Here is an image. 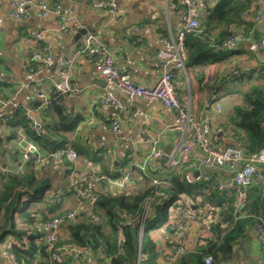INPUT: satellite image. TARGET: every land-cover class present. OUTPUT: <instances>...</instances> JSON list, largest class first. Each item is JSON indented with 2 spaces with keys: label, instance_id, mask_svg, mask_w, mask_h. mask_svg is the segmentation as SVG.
I'll return each mask as SVG.
<instances>
[{
  "label": "crops",
  "instance_id": "1",
  "mask_svg": "<svg viewBox=\"0 0 264 264\" xmlns=\"http://www.w3.org/2000/svg\"><path fill=\"white\" fill-rule=\"evenodd\" d=\"M45 1L59 4L61 13L42 17L37 9H31L27 18L15 20L10 15L6 0H0V75L7 82V86L0 92V170L7 167L21 170V147L16 144V140L10 139L13 130L4 122L9 107L2 108V101L14 97L19 107L32 105L28 114L32 124L39 130L42 124H47L49 120L44 116L46 106L34 105L40 103L37 92H49L54 87L59 79L57 68L62 58L80 48L75 40L77 32L59 30L66 20H69L70 28L100 32L110 45L119 70L129 73L142 86H153L163 72L155 60L162 47L160 38L177 33L178 10L182 5L181 0H112L110 4H101V0ZM217 1L199 0L200 8H211ZM258 5L262 18L259 21L254 18L257 35L239 38L231 47L238 54L226 61L192 65L186 51L187 73L177 71L175 74L174 83L183 104L195 118L210 124L211 133L205 139L216 136L219 147L232 145L233 138L224 130V126L234 105L241 102L243 90L251 82L260 80L258 69L264 66V0H258ZM253 16H243L244 21H249ZM233 30L240 35L243 29ZM219 33L220 30L217 36ZM42 45L50 48L52 62L33 59L34 54L42 50ZM99 61L100 56L94 47L76 57L72 78L78 83L79 90L66 95L63 106L67 113L80 117L81 122L76 131L67 134V137L79 154L78 172L87 173L90 169H97L114 179H122L150 152V138H160V146L164 152L170 153L179 142L181 131L169 129L176 118L174 110L164 107L158 100L130 99L121 90L105 83L96 71ZM234 71H239L240 76H235ZM106 91L116 95L124 107L123 111L114 105L101 106L98 103L99 97ZM217 104L221 106L220 111L217 110ZM116 117L120 119V127L113 130L112 122ZM141 135L147 138L140 140ZM28 138L30 144L34 143ZM131 140L136 141L132 156ZM41 154L46 155L47 151L43 149ZM96 156L106 158L105 167L93 163ZM147 167L145 176L151 178L153 175L165 180L174 170L163 160L149 162ZM222 171L225 179H231L228 167ZM43 172L49 174L56 191L70 183V176L63 166L49 163ZM131 176L135 182L131 179L134 183H130L120 193L107 182H101L98 191L109 194L137 193L141 180L137 175ZM86 198L70 194L65 197V203L83 214L89 212L93 205L90 196ZM193 207L197 213H206L205 208H199L196 204ZM172 215L175 219H188L194 223V230L187 233L188 239L184 246L187 250L195 249L198 233L203 228V219L182 210L173 211L171 207L169 219ZM68 234L66 229L61 230L63 238H67ZM154 236L161 253L165 255H171V247L182 243L180 234L166 227V224L165 228L162 226L156 229ZM235 254L231 264H264V248L257 238L255 228L249 230L245 238L236 244ZM0 262L11 263L2 246Z\"/></svg>",
  "mask_w": 264,
  "mask_h": 264
},
{
  "label": "trees",
  "instance_id": "2",
  "mask_svg": "<svg viewBox=\"0 0 264 264\" xmlns=\"http://www.w3.org/2000/svg\"><path fill=\"white\" fill-rule=\"evenodd\" d=\"M258 8V0H218L206 9L200 32H192L185 37L184 45L190 63L206 65L226 61L238 54L236 49L231 48L217 50L204 39L214 38L215 42L222 43L235 35L233 28L243 29V37L257 35L254 16ZM248 14L254 16L244 21L243 16ZM242 24L245 26L242 27ZM218 30L220 33L217 36ZM258 71L260 80L251 82L243 90L241 102L234 105L224 126L233 138L232 145L240 146L248 153L264 148V66ZM6 86V81H0V92ZM66 95L51 92L44 112L49 121L41 125L42 130L32 124L24 107H18L12 117L5 116V124L13 130L11 141L17 138V129L23 127L38 151L30 154V158L20 166V171L12 167L0 170V261L1 246L11 238L10 252L15 255L18 264H49L53 249L39 223L75 210L66 205L65 197L78 195L77 191L72 186L54 190L49 174L43 172L46 164L50 163L63 166L68 177L71 174L68 162H57L52 157L59 149L75 147L67 134L75 132L81 122L80 117L72 116L64 109ZM34 105L38 107L40 103ZM216 145L219 146V141ZM43 149L47 151L46 155L41 154ZM94 162L106 166L105 157L96 156ZM149 177L145 176L140 181L137 193L96 191L98 196L91 210L83 214L78 211L75 219L64 223L62 228L69 234L67 238H60L61 243L85 246L90 252L78 260L65 257L61 264H203L209 254L224 264H231L236 255V244L245 238L249 230L257 226L264 228V189L260 185L248 188L239 202L236 193L219 190L214 181L190 184L175 170L164 185L152 183ZM181 196L206 209V215L212 217V237L205 243L198 241L193 250L184 247V251L176 253L171 261L161 253L154 231L167 223L170 208ZM147 200L151 202L150 213L140 233L139 221Z\"/></svg>",
  "mask_w": 264,
  "mask_h": 264
},
{
  "label": "built area",
  "instance_id": "3",
  "mask_svg": "<svg viewBox=\"0 0 264 264\" xmlns=\"http://www.w3.org/2000/svg\"><path fill=\"white\" fill-rule=\"evenodd\" d=\"M112 0H101V4H110ZM9 5L10 15L15 20H23L28 17L31 9H37L42 17L50 15H59L61 6L59 4H50L45 0H6ZM181 8L178 10L179 23L176 34L170 33L169 36H162L160 42L162 47L158 50L155 60L163 72L153 86H142L138 84L134 78L126 72H122L116 66L114 53L110 45L102 38L98 31H89L79 41L80 48L72 55L63 57L58 66L59 79L54 84V87L49 92H37V98L40 100L39 107H45L49 103L51 92H59L61 94H71L78 91L79 86L73 80V67L76 57L91 48H96L100 56V61L96 65V71L106 83L113 85L117 89L124 92L130 99L133 98H149L158 100L164 107L174 110L176 118L169 126V129L181 131L179 142L170 153L164 152L160 146V138H150L151 150L145 155L141 162L134 165L132 172L126 174L122 179H114L104 172L97 169H90L87 173L77 171V163L79 154L77 150L68 146L64 149L56 151L52 157L56 158L57 162H68L71 169L70 183L78 193L79 197L90 196L92 203L98 196L99 184L107 182L113 187L116 192L120 193L127 188L129 184L134 183L132 174L137 175L139 180H143L148 172L147 164L154 163L157 160H163L165 164L180 172L188 183L201 181H214L219 190L236 193L239 202L245 197L246 191L253 185H260L264 189V148L253 153H248L240 146L226 145L223 147L217 146L218 138L210 137L206 140L205 137L211 133L210 124L206 120L195 118L189 108H187L176 90L174 83L175 74L177 71L187 73L188 59L185 50V37L192 32H200V25L206 15V9L200 8L199 0H181ZM256 21L262 18V11L256 10L254 16ZM59 30L65 32H77L79 29L70 28L69 20L64 22ZM41 36V35H40ZM241 34L229 36L222 43H217L213 38H205L206 43H211L217 50L224 51L231 48L234 43L241 38ZM34 60L52 62V53L46 45L41 51L33 56ZM32 69V68H31ZM235 76H240L239 71H234ZM0 81L5 79L0 75ZM98 103L101 106L114 105L119 111H123L124 107L120 100L112 91H106L99 99ZM9 107L7 116L12 117L19 107L16 99L13 97L2 101V108ZM217 110H221L220 105H216ZM31 106H26L25 110L29 113ZM120 127V119L116 117L112 122V129L118 130ZM18 136L15 139L16 144L21 147L20 165L30 158L31 153H36L37 146L29 143V138L23 127L18 128ZM146 135H141L140 140H145ZM135 140H131V156L135 153ZM192 157H190V155ZM40 162V158L37 160ZM43 163V162H42ZM41 163V164H42ZM229 168L231 179L223 177V169ZM8 168V167H7ZM5 168V169H7ZM4 169V170H5ZM133 179V181L131 180ZM154 184H166L165 179L152 176L150 178ZM133 186V185H132ZM150 200H147L143 206L142 216L139 221V231L142 232L147 218L150 213ZM194 203L189 201L185 196L172 206V210H182L183 212L203 219V228L198 233V241L205 243L212 237L210 222L212 217L202 213H197L193 207ZM78 211H68L64 216H54L42 223L39 227L46 232V241L53 249V254L49 264H61L65 257H70L73 260H78L81 256L88 255L90 249L85 246H79L73 243H61V230L64 223L75 219ZM174 215V214H173ZM167 221L166 227L180 234L182 243L171 247L174 255H166L167 260H174L175 254L184 251V242L188 239L187 233L194 230V223L188 219H175L174 216ZM121 223V222H120ZM165 228V225L163 226ZM257 238L262 243L264 248V228L262 226L255 227ZM13 240L7 239L2 248L10 260V264H18L15 255L10 252ZM163 254V253H162ZM165 256V254H163ZM0 264H2L0 262ZM203 264H224L222 260H216L214 255L205 256Z\"/></svg>",
  "mask_w": 264,
  "mask_h": 264
},
{
  "label": "water",
  "instance_id": "4",
  "mask_svg": "<svg viewBox=\"0 0 264 264\" xmlns=\"http://www.w3.org/2000/svg\"><path fill=\"white\" fill-rule=\"evenodd\" d=\"M87 33V30L82 28V29H79L75 35V40H77L78 44H79V41L80 39L82 38L83 35H85ZM103 81L106 83L105 79H103ZM197 206H195L196 208Z\"/></svg>",
  "mask_w": 264,
  "mask_h": 264
}]
</instances>
